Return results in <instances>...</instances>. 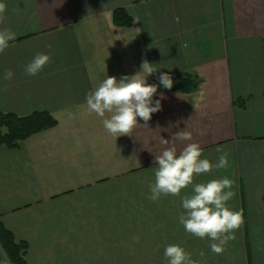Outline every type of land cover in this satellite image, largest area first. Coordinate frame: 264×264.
Masks as SVG:
<instances>
[{
  "label": "crops",
  "instance_id": "0c3cea01",
  "mask_svg": "<svg viewBox=\"0 0 264 264\" xmlns=\"http://www.w3.org/2000/svg\"><path fill=\"white\" fill-rule=\"evenodd\" d=\"M0 2V30L16 34L0 54V110L48 112L58 121L17 148L0 146V218L26 242L28 264H167L170 244L201 264H264V0ZM122 7L130 26L113 22ZM41 53L50 62L29 76L26 66ZM145 61L156 70L148 84L181 73L197 77L198 88L157 87L161 110L149 129L115 139L88 114L86 95L106 76L136 75ZM184 129L201 158L215 164L218 148L230 153V167L195 177L235 181L228 206L242 210L244 224L221 255L180 223L191 186L148 199L161 137ZM187 143L177 141L178 151ZM0 264H10L1 246Z\"/></svg>",
  "mask_w": 264,
  "mask_h": 264
},
{
  "label": "clouds",
  "instance_id": "9594fccd",
  "mask_svg": "<svg viewBox=\"0 0 264 264\" xmlns=\"http://www.w3.org/2000/svg\"><path fill=\"white\" fill-rule=\"evenodd\" d=\"M5 13L6 4L0 2V22L5 19ZM15 39L14 32L8 29L0 30V54L9 47V42ZM49 62V55L37 54L26 66L25 71L29 76H36ZM141 67L142 71L136 75H125L119 80L114 76H106L86 95L88 114H95L101 118L104 129L115 139L123 135L131 136L137 126L149 129L148 122L152 114L161 110V100L153 101L158 86L148 84L146 79L156 70L147 61ZM12 77V71L5 72V80ZM159 80L164 88L170 90L173 87V80L169 74L162 73ZM137 117L144 121L143 125L138 124ZM192 140V133L186 129L171 134V140L161 137L160 143L165 147L159 155H155V182L149 185L151 194L148 199L155 202L162 196H180L183 189L191 186L192 194L181 197L186 214L180 216V223L189 234L201 239H210L211 251L221 255L228 242L236 239V231L244 224L242 210H233L228 206V202L236 195L233 190L235 181L225 176L195 183V177L210 174L214 168L230 167V153L218 148L217 152L221 154L218 162L213 164L209 159L201 158L202 148L199 143L190 142ZM177 141L189 143L178 151ZM204 255L203 252L200 253L202 258ZM164 256L167 264H201L200 261L191 258V253L177 244L168 245L164 250Z\"/></svg>",
  "mask_w": 264,
  "mask_h": 264
},
{
  "label": "trees",
  "instance_id": "16d2710c",
  "mask_svg": "<svg viewBox=\"0 0 264 264\" xmlns=\"http://www.w3.org/2000/svg\"><path fill=\"white\" fill-rule=\"evenodd\" d=\"M113 22L117 26H130L134 22L133 16L124 7L117 8L113 12ZM173 87L169 90L160 84V80L155 83L158 87L172 92L185 94L193 93L197 90L199 79L191 75L178 73L171 77ZM243 106L244 103H238ZM58 123L48 112H34L30 115L19 116L0 110V146L17 148L21 142L28 137L48 130ZM0 246L2 247L10 264H28V246L24 241H18L13 234L5 227L0 218Z\"/></svg>",
  "mask_w": 264,
  "mask_h": 264
}]
</instances>
